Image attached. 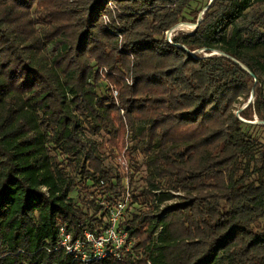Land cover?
<instances>
[{"label": "trees", "instance_id": "trees-1", "mask_svg": "<svg viewBox=\"0 0 264 264\" xmlns=\"http://www.w3.org/2000/svg\"><path fill=\"white\" fill-rule=\"evenodd\" d=\"M192 1L0 0V264H77L59 229L108 227L126 185L106 161L134 140L131 251L108 261L264 264V143L235 112L254 94L264 121V0H214L171 42ZM102 67L117 98L96 90Z\"/></svg>", "mask_w": 264, "mask_h": 264}, {"label": "built area", "instance_id": "built-area-1", "mask_svg": "<svg viewBox=\"0 0 264 264\" xmlns=\"http://www.w3.org/2000/svg\"><path fill=\"white\" fill-rule=\"evenodd\" d=\"M110 6L114 7L112 3H110ZM103 18L106 23L111 22L108 14H104ZM166 33L167 38L172 42L173 37L178 32L169 33L168 30ZM114 93L117 98L118 91L115 90ZM118 159L120 165H126L125 152ZM125 185V192L116 203H104L109 212V225L102 233L97 234L90 229H85L82 236L74 237L71 231H68L65 226H61L59 229V240L55 249L65 250L77 264H114L113 261H108L107 259L111 257L122 259L130 252L132 242L128 241L129 232L121 226L122 220L127 215V210L133 204L130 182ZM161 229L162 226L155 233L156 237L159 236ZM148 264H152V262L148 261Z\"/></svg>", "mask_w": 264, "mask_h": 264}, {"label": "rangeland", "instance_id": "rangeland-1", "mask_svg": "<svg viewBox=\"0 0 264 264\" xmlns=\"http://www.w3.org/2000/svg\"><path fill=\"white\" fill-rule=\"evenodd\" d=\"M73 1V0H71ZM210 0H193L188 7L185 10V16L187 19H192L195 12H202L205 7L209 4ZM73 6L75 5V2H72ZM189 22V21H188ZM192 23V22H190ZM189 24V23H188ZM187 24V25H188ZM190 26V25H188ZM191 27V26H190ZM194 29L191 28H180L177 30V32H192ZM167 35V33H166ZM121 43V42H120ZM215 53H217L215 51ZM104 68V67H102ZM100 68V74L102 75V82L98 84L97 86V91L100 95L103 96H113L115 97V90H117L116 86L113 85L110 81V79L107 77V72H108V68H104L102 69ZM118 96V95H117ZM243 100V99H240ZM255 101V97L252 100V103ZM243 111H247V113L251 116L252 119H245L242 116V112ZM235 112L240 116V118L244 121L247 122L249 124H252L253 126L249 127L248 132L256 137H258L263 143H264V128L259 126L261 124H264V121L260 119V117L258 116V114L256 113V109L255 107L252 108L249 106V102L245 103V102H237L235 104ZM94 138H96L97 140L101 141L103 138L108 139V135L105 132H102L100 134H95L93 135ZM128 137V136H127ZM137 141H131L129 142L130 148L132 146H136ZM128 146L124 147L122 150L123 152H126V149L128 148ZM102 151L105 152L107 155L109 154V150H111V146L110 145H106V146H102L101 147ZM128 151V155L126 154V165H120V161H119V157L118 158H111V156H109V158L107 159L106 163L108 164V166L113 167L115 169L116 172H120L123 176H124V183L126 184L127 182H134L135 187L140 188L141 186H143L144 184V179L143 176L147 173V167L145 165V155L144 153L141 151L140 146H138L136 148L135 151H133L131 154H129ZM118 154V153H117ZM119 155V154H118ZM117 155V156H118ZM130 155V156H129ZM87 190L85 189H81V188H76L73 192L72 195L76 198L79 199V197H87ZM177 200V198L171 199L169 201H166L162 204L161 208H165L168 205H171L173 203H175ZM134 206V205H133ZM131 208H133L131 206Z\"/></svg>", "mask_w": 264, "mask_h": 264}, {"label": "water", "instance_id": "water-1", "mask_svg": "<svg viewBox=\"0 0 264 264\" xmlns=\"http://www.w3.org/2000/svg\"><path fill=\"white\" fill-rule=\"evenodd\" d=\"M213 1H214V0H210L209 4L205 7V9H204L202 12H200L197 22H196V23H193V24L195 25V28H197L199 22L201 21V19H202V17H203L204 12L209 8V6L211 5V3H212ZM180 23H181V22H180ZM180 23H178V24H176L174 27H172V28L169 30V33H172V32H174V31H177L178 29H180V28H178ZM197 51L202 52V51H205V50H204V49H200V50H197ZM215 51H218V52H217V53H214ZM193 53H195V52H193ZM205 55H206V56H213V55H223V56H227L224 52L219 51V50H213L212 52H209V53L206 52ZM237 62L240 63V64H241L246 70H248V71L253 75V73L249 70V68H248L246 65H244L243 63H241V62L238 61V60H237ZM254 97H255V95L252 94V96H251V98H250V100H249V103L252 102V100L254 99Z\"/></svg>", "mask_w": 264, "mask_h": 264}, {"label": "bare ground", "instance_id": "bare-ground-1", "mask_svg": "<svg viewBox=\"0 0 264 264\" xmlns=\"http://www.w3.org/2000/svg\"><path fill=\"white\" fill-rule=\"evenodd\" d=\"M191 25V24H190ZM194 25V24H193ZM193 25H191V27L194 29L195 28V25L193 26ZM190 26H188L186 23H180L179 24V27L178 28H191ZM216 52H218V51H216ZM215 53V52H214Z\"/></svg>", "mask_w": 264, "mask_h": 264}]
</instances>
